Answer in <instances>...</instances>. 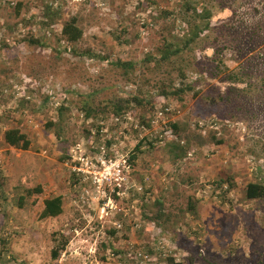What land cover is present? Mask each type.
<instances>
[{"label": "rangeland", "instance_id": "rangeland-1", "mask_svg": "<svg viewBox=\"0 0 264 264\" xmlns=\"http://www.w3.org/2000/svg\"><path fill=\"white\" fill-rule=\"evenodd\" d=\"M224 3L228 7L215 17L229 20L228 28L264 26V0ZM180 4V0H0V43L9 46L0 49V264H169V258L183 262L190 254L198 262L206 260L195 264H264V199L250 201L244 193L248 183L264 184V118L214 124L217 116L203 117L200 94L178 100L159 96L149 85L122 81L117 84L122 98L137 96L154 105L133 103L128 112L114 115L93 100L87 109L85 100L95 90L88 80L99 76L108 63L74 56L63 51L65 44L59 41L62 24L76 14L84 27L82 46L102 52L103 45L113 60L121 57L138 67L159 27H173L175 35L184 29L186 16ZM48 5L59 13L45 27L43 11ZM160 11L174 17L160 15L155 22L152 18ZM121 23L130 30L128 45L112 39ZM27 34L43 39L48 47L30 45ZM254 35L237 58L261 71L264 37ZM53 49L64 59L55 77L34 79L23 73L30 57H48ZM194 49L184 54L192 67L204 53L212 56L202 43ZM219 64L224 72L237 66L232 61ZM195 77L191 70L187 73L188 80ZM252 83L253 101L262 100L264 93L258 89L262 78ZM198 87L205 93L207 83ZM60 109L66 110L62 118ZM251 111H258V106ZM126 114L130 121L124 119ZM173 122L185 123L188 133L213 130L224 142L202 147L191 143L185 157L173 163L165 149L174 138ZM11 128L29 138L28 150L4 143L3 134ZM100 157L121 169L126 161L130 169L121 179L113 175L98 187L93 175L77 169L99 172ZM36 188L41 193L32 191ZM55 196L63 198L62 214L40 219L43 200ZM157 201L170 216L174 236L162 235L149 221ZM187 204L194 206V213ZM64 234L67 245L54 260L51 252L61 247Z\"/></svg>", "mask_w": 264, "mask_h": 264}, {"label": "trees", "instance_id": "trees-1", "mask_svg": "<svg viewBox=\"0 0 264 264\" xmlns=\"http://www.w3.org/2000/svg\"><path fill=\"white\" fill-rule=\"evenodd\" d=\"M180 1V7L186 16L184 18L186 23H182L183 27L185 26L184 29L181 28L180 34L175 35L173 27L169 30L167 26L159 27L155 31L156 38L154 42L147 47L148 51L138 67L134 62L121 57L113 60L111 54L106 51L103 45H101L102 52H96L88 46H82L84 27L78 15L74 14L64 21L59 36V41L65 44L63 51H70L72 55L81 58L106 60L108 63L99 76L88 80L93 84L95 90L85 100L86 108L88 109L89 102L98 100L100 105L108 107L114 115H120L128 112L126 110H129L130 105L133 103L141 107H152L154 105L151 100L145 101L137 96L122 98L117 86L122 81L125 85L137 82L141 85H149L159 91V96L178 100H182L183 96L189 93H194V96L200 94V105L206 112L203 117L207 119V116H217L216 120L215 118L213 120L214 124L219 123L220 120L243 121L249 118H264V96L262 100L260 99L261 101H253L256 83H252L253 80L256 81L257 78H262V84L258 89L264 93V69L257 71L246 63H239V58H237L238 50H243L246 45L252 42L254 34H257L259 38L260 35L264 37V26L256 23L244 29L228 28L229 20L215 17L217 12H224L225 8L228 7L224 0ZM19 9L20 5H16V13ZM58 13L57 10H53L48 5L43 11L44 26H50L57 18ZM160 15L164 18L174 17V14L170 11H160L159 15L152 19L156 22L159 20ZM7 28L11 31L9 26ZM129 33L130 30L126 23L118 24L116 32L112 33V39L115 40L116 44L128 45L130 44V40H128L130 37L127 38ZM26 37V41L30 45L42 47L44 44L47 45L43 39L34 38L32 34H27ZM19 42H25V40ZM200 43L205 46L206 51L212 50V56L204 53L202 57L193 62L194 66L192 67L190 62L184 58V54L195 51L194 47ZM8 47L4 41L0 43V49L7 50ZM61 53L60 50L53 49L48 57H30L28 66L22 68L23 73L34 79L47 76L55 77L59 62L64 60ZM228 61L236 62L237 66L224 72L220 69L218 63L226 64ZM27 70H30L33 74H30ZM190 70L196 77L188 80L187 73ZM104 78L108 82L103 80ZM176 81H179L178 85H176ZM203 83H207L205 93L200 92L198 87ZM95 84L97 87H95ZM254 105L258 106V111L252 113L251 107ZM82 109L87 112V115H90V110L84 107ZM65 112V109H60L59 117L62 118ZM198 115L200 116V113ZM170 134L174 138L169 140L165 149L173 163L180 162L185 157L191 143L202 147L209 144H223L224 142L213 130L207 131L206 134L188 133L187 125L183 122H173L170 125ZM181 140L185 141L184 146L180 144L183 143ZM3 141L7 146L14 149L28 150L30 147L29 138L16 128L6 130L3 134ZM150 143L148 142L149 145H151ZM32 191L37 194L41 193L40 188ZM244 193L247 200H263L264 184L248 183L245 186ZM18 205L22 207L21 202ZM62 206L63 198L61 196L43 200V208L39 215L40 219L60 216L63 211ZM187 206L189 212L194 213V206L191 204H187ZM152 210L149 221L157 226L162 235L166 237L174 236L172 223H169L170 216L164 212V204L157 201ZM62 237L64 239L61 242V247L54 248L51 252V257L54 260L67 245V236L64 234ZM167 261L169 264H195L206 260L202 259L198 262L196 255L190 254L185 257L183 262H174L172 258ZM209 263L218 264V261Z\"/></svg>", "mask_w": 264, "mask_h": 264}, {"label": "built area", "instance_id": "built-area-1", "mask_svg": "<svg viewBox=\"0 0 264 264\" xmlns=\"http://www.w3.org/2000/svg\"><path fill=\"white\" fill-rule=\"evenodd\" d=\"M159 115H161V113H159ZM124 119L127 121L131 120V115L130 114H126L124 116ZM112 120H114L115 122H119V118L118 117H112ZM154 123V122H153ZM151 123L153 126H155V124ZM142 129V128H141ZM100 165H101V170L99 172H88L84 169H80L78 168L77 171L81 172V173H88L93 175V182L98 186L101 187V185L104 182H107L111 179V177L113 175H115L116 177H118V179H121V176L123 174L124 171H127L130 169V166L127 165L126 161L123 162L122 165V169H121V165L120 164H116L113 162H105V159L103 157H100ZM82 198V196H81Z\"/></svg>", "mask_w": 264, "mask_h": 264}]
</instances>
